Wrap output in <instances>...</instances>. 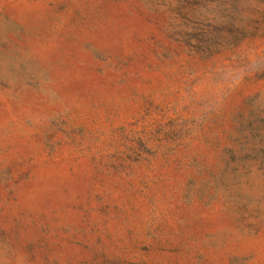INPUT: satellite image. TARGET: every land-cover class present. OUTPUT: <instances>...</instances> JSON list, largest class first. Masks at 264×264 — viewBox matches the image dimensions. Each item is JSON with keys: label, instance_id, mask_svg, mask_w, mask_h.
<instances>
[{"label": "rangeland", "instance_id": "rangeland-1", "mask_svg": "<svg viewBox=\"0 0 264 264\" xmlns=\"http://www.w3.org/2000/svg\"><path fill=\"white\" fill-rule=\"evenodd\" d=\"M0 264H264V0H0Z\"/></svg>", "mask_w": 264, "mask_h": 264}]
</instances>
